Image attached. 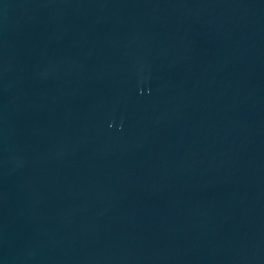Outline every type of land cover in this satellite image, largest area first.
Listing matches in <instances>:
<instances>
[{"label": "water", "instance_id": "water-1", "mask_svg": "<svg viewBox=\"0 0 264 264\" xmlns=\"http://www.w3.org/2000/svg\"><path fill=\"white\" fill-rule=\"evenodd\" d=\"M0 264H264V0H0Z\"/></svg>", "mask_w": 264, "mask_h": 264}]
</instances>
